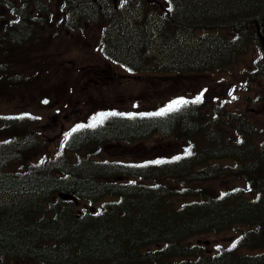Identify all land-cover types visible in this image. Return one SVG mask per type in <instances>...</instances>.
Wrapping results in <instances>:
<instances>
[{"label":"trees","instance_id":"obj_1","mask_svg":"<svg viewBox=\"0 0 264 264\" xmlns=\"http://www.w3.org/2000/svg\"><path fill=\"white\" fill-rule=\"evenodd\" d=\"M4 2L0 0V5ZM223 3L224 8L219 10H186V21L190 28L196 27L197 18L210 22L204 29L211 25L220 28V21H228L235 36L233 47L222 40L204 41L199 44V50H204L199 53L200 59L193 60L195 56H190L191 62L185 55L178 56L177 61L192 65L200 62L206 71L220 70L229 61L236 42L246 38V42L258 40L257 32L248 24L254 15L264 11V0H224ZM18 12L21 14L18 21L0 17V86L24 90L51 76L60 59L43 45L29 55L27 62L21 59L20 49L34 40L35 32L25 6L20 5ZM120 25L118 20L116 26ZM117 34L114 28L110 39L116 49L124 51L120 43L124 35ZM151 70L157 71L155 66ZM215 110L219 115L213 117ZM16 123L0 117V135L8 127L17 126ZM228 129L234 130L244 142L222 134ZM250 130L252 126L247 118L217 105L211 106V113L186 107L164 116H116L77 133L68 143L67 153L79 154L80 147L91 142L161 134L184 138L190 143L192 154L180 159L167 158L162 163L155 160L132 166L99 163L88 158L80 161L68 155L37 167L30 166L24 173L19 172L22 174H16L14 168L9 171L5 168L10 161L21 157V150L0 141V264H18L19 260L50 264L157 262L158 258L148 256L203 253L182 238L230 229L244 232L238 248L250 249L226 252L232 264H264V144L248 141L246 132ZM225 157L234 158L236 164L217 161ZM116 174L124 175V179H110ZM228 175L247 181L255 195L248 199L242 190L233 193L211 189L209 182ZM147 177L155 183L143 182ZM59 190L83 200H97L104 195L118 200L103 203L94 213L78 212L72 200L52 197ZM177 197L189 200L179 203ZM157 243L161 245L153 247ZM208 261L220 263L214 259Z\"/></svg>","mask_w":264,"mask_h":264},{"label":"rangeland","instance_id":"obj_2","mask_svg":"<svg viewBox=\"0 0 264 264\" xmlns=\"http://www.w3.org/2000/svg\"><path fill=\"white\" fill-rule=\"evenodd\" d=\"M104 1H109L112 9L113 0ZM129 1L141 12L148 6L147 4L140 5L142 0H121L119 2L121 12L126 18L123 19L124 37L120 43L123 46L126 45V48L123 47L126 50L116 53L118 59L107 66L103 65L104 60L100 57L99 51L89 46V44H96L99 30L94 32L92 40L89 41H86L85 28L79 32L73 29L75 33H67L65 32L67 27L62 26L63 31L58 32L60 24L65 21L62 20L63 13L60 7L63 0H41L42 10L32 18L42 21L45 26L41 32H38L40 33L39 40L35 39L20 49L21 59L27 62L29 55L43 45L46 50L55 49L61 61L51 76L33 87L19 90L0 86V114L4 117L6 115L10 117L12 113L13 115L26 114L31 121H25L19 127L12 128L10 136L23 135L25 132L34 134L32 135L33 143L37 145V148L42 145V153L48 156L49 153L58 151L61 142L65 139V134L72 126L84 121L79 118L91 117L99 110L108 109V106H115L113 109L117 112L155 110L161 108L164 103L168 105L178 98L192 101L203 93L201 101L203 109L210 112L209 104L224 102L227 110L238 112L240 116L248 119V123L253 126V140L263 141L264 80L261 76L253 78L256 76L254 66L261 58V53L254 44L238 46L237 52L232 54L231 60L225 65V70L219 72L202 70L198 68L200 62L192 65L189 62L176 60L178 56L184 57L185 55L188 59L190 56H195L193 60L200 59L199 53L204 51L199 50L200 43H196L197 41L194 43V38L188 36L186 32L177 46H165L166 44L157 40V37L154 43L140 40L137 37L138 29L135 27L136 19L133 12L128 9ZM222 8H224V3L220 0H178V12L183 21L186 19V10L192 12L196 9L204 11ZM0 13L9 17L5 9H1ZM196 16L195 14L193 19H196ZM260 16L261 12H258L252 20ZM196 20L201 22L198 18ZM74 23L77 24L78 21L75 20ZM98 24L99 28L104 25L103 22H98ZM196 33H201V31L198 29ZM202 33L203 36L206 35ZM208 35H213V38L217 40L227 41L228 33L224 30L222 33L209 32ZM85 43L87 46L84 45ZM121 44L119 45L122 46ZM120 58L124 60L131 58L133 61L129 60L130 63L135 64L153 63L158 66L165 63L170 70L164 68L156 79L152 77L157 76L154 73L150 76L130 70L128 65L119 61ZM175 67L186 68L189 71L185 74L173 75ZM101 69H105L109 76L114 74V80L109 81L105 78L104 81L97 83L100 76L95 74V71ZM193 69L198 70L189 73ZM45 100L48 103H44ZM224 134L228 138L233 137L228 130ZM7 136L8 132H4L0 135V139H5ZM181 144V139H174L172 136L153 135L140 142L109 144L96 156L105 159L144 161L169 156L180 150ZM97 148H94L92 153H96ZM84 154L87 152L84 151ZM219 161L221 163L233 162L229 158H221ZM243 185L241 179L229 176L215 180L211 189L223 186L237 188ZM104 200L90 201L89 204L98 206ZM230 232L226 230L220 234L200 233L181 240L191 245L199 244L205 252L215 253L228 247L230 239L226 238ZM241 251H245V248ZM128 264H133V262Z\"/></svg>","mask_w":264,"mask_h":264},{"label":"snow or ice","instance_id":"obj_3","mask_svg":"<svg viewBox=\"0 0 264 264\" xmlns=\"http://www.w3.org/2000/svg\"><path fill=\"white\" fill-rule=\"evenodd\" d=\"M203 93H201L199 96H197L194 100L189 101L184 98H178L173 101H171L165 108H162L160 111L151 113L150 115H156V116H163L166 115L169 112L177 111L182 106L187 105L189 103H200L202 101ZM44 103H48L47 100L44 101ZM115 115H124L123 113H116V112H101L97 115L92 117V120L88 124H78L76 125L71 132L65 134V143L67 142V139L69 136L72 135L73 132H77L82 128H95L100 124H103L104 120L107 119L109 116H115ZM131 115V114H128ZM191 151H186L185 155H191ZM176 159H180V157H176ZM43 163V161H41ZM155 163H162V161H156ZM100 213H96V215H99ZM232 247H236V243L232 244Z\"/></svg>","mask_w":264,"mask_h":264},{"label":"flooded vegetation","instance_id":"obj_4","mask_svg":"<svg viewBox=\"0 0 264 264\" xmlns=\"http://www.w3.org/2000/svg\"><path fill=\"white\" fill-rule=\"evenodd\" d=\"M115 1H117V0H115ZM144 1H147L148 3H150V4H153V6L155 7L156 6V4H161L162 3V0H142L140 3L142 4ZM132 5V4H131ZM101 6V5H100ZM164 6V5H163ZM165 7V6H164ZM146 8H144V10H145ZM94 10L96 11L97 10V8L95 7L94 8ZM95 11H93V9H90V7L88 8V12H87V17L88 18H93V17H91V14L94 12L95 13ZM94 15V14H93ZM104 73H105V71H104Z\"/></svg>","mask_w":264,"mask_h":264},{"label":"water","instance_id":"obj_5","mask_svg":"<svg viewBox=\"0 0 264 264\" xmlns=\"http://www.w3.org/2000/svg\"><path fill=\"white\" fill-rule=\"evenodd\" d=\"M262 40H263V44H264V35L262 36ZM62 196H64L65 198H68V197H73L72 195L70 194H65V193H60Z\"/></svg>","mask_w":264,"mask_h":264}]
</instances>
